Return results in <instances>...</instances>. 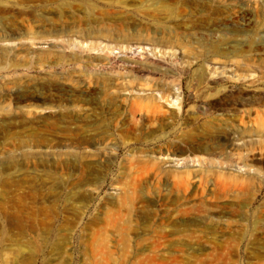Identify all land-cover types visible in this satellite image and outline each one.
<instances>
[{"label": "rangeland", "instance_id": "374dc122", "mask_svg": "<svg viewBox=\"0 0 264 264\" xmlns=\"http://www.w3.org/2000/svg\"><path fill=\"white\" fill-rule=\"evenodd\" d=\"M157 1L163 2L0 0V264H258L254 251L246 253L245 248L248 242L249 247L255 244L253 224L248 241L241 230L238 175L245 169L238 154L249 152L257 169L249 178L254 188H261L260 205L264 0H165L171 8L167 14L154 13ZM75 54L103 73L99 87H89L92 71L73 60ZM145 66L156 71L134 70ZM120 67L133 72L119 75ZM34 83L43 92L57 93L54 98L60 101L70 91L120 92L123 109L134 96L151 95L152 87L157 97L159 88L169 87L172 103L161 102L166 110L179 111L180 118L171 124L167 143L202 138L207 151L197 156L206 171L188 163L195 178L187 199L178 201L166 190L146 191L140 194L141 203L123 211L131 213L130 230L116 224L107 233L104 226L116 219L111 195L132 177L133 166L149 158L145 154L164 143L109 145L111 165L102 192L90 188L87 203L80 205L79 198L70 202L67 193L78 187L69 183L80 182L84 163L95 160V147L45 142L39 139L40 130L39 142H34V103L40 102ZM183 98L185 109L179 107ZM161 160L166 170L185 169L183 161ZM204 177L210 181L202 185ZM227 179L236 185L215 201V185ZM164 186L172 188L173 181L165 180ZM187 207L195 214L178 227L169 217ZM261 218L264 230V213ZM172 226L179 233L170 236ZM260 255L264 264V251Z\"/></svg>", "mask_w": 264, "mask_h": 264}, {"label": "bare ground", "instance_id": "6f19581e", "mask_svg": "<svg viewBox=\"0 0 264 264\" xmlns=\"http://www.w3.org/2000/svg\"><path fill=\"white\" fill-rule=\"evenodd\" d=\"M154 13L167 14L169 13V5L163 0L157 1L153 7ZM173 11V10H172ZM171 13V12H170ZM90 37H83L86 41ZM82 41V42H84ZM93 50H97V47L91 46ZM73 60L84 63L83 59L79 54H75L72 57ZM94 62V61H93ZM96 62V61H95ZM101 61L96 64L99 66ZM92 63L89 60H85L81 67L86 72L92 71L87 77L89 87H99L101 77L103 73L97 70H93ZM95 66V67H96ZM117 73L123 75L124 71L127 73L133 72L128 71L126 67ZM136 71H156L155 68L150 66L140 67L134 69ZM135 78V77H134ZM49 79L46 83H49ZM53 81V80H52ZM152 87L150 91L151 95L147 96H134L132 102L123 109L119 102V93L108 95L107 92H88L84 90L82 92H65L63 100H57L54 98V92H43L37 84L34 83V95L40 100L39 103H34V142H39L36 138L37 131L43 132V135L39 136L40 140L45 142H65L70 145L78 143L84 146V150H87L90 144L94 145V161L93 164L84 163V175L80 182L77 184L69 183L72 189H77L67 193L68 201L74 202L79 198L80 205L87 203L90 196V188L97 193L102 192L106 184V173L108 172L111 165V158L108 157L107 147L115 144H144L152 141H159L167 144H163V147L159 149H152L147 153H144L146 158L141 165H135L132 162L134 174L129 179H126L119 187V192L116 196L111 195L110 204L116 219L109 221L107 226H104L105 231L108 233L107 227L110 225L121 224L128 231L130 225L133 223L130 218L131 213L125 214L123 211L130 204L141 203L140 194L148 191L149 194H155L158 191H167V195H174L177 200L187 199L190 196V188L193 183L195 175L192 169H188V163L194 165L198 163L200 165V171L203 172L205 168L203 161L197 156V154H203L207 151V148L201 142L202 138L187 136L184 139L175 140L173 143H167L171 132V124L180 118V112L177 110H166L164 104L161 102L171 104V89L169 87L159 88L157 91L161 97H157L153 94L155 88ZM114 95L116 97H114ZM126 98L122 99L123 101ZM128 99V98H127ZM66 101V102H64ZM220 101H225V97L221 98ZM125 102V101H124ZM187 100L185 98L180 100L179 107L185 109ZM223 107H218V110H223ZM46 112V114H43ZM200 119L199 117L196 118ZM213 120L218 121L217 118ZM227 120V119H226ZM213 123V122H212ZM225 123V121H224ZM5 124V123H4ZM1 124V125H4ZM225 139V138H224ZM104 145V147H103ZM68 156L72 155L67 153ZM134 154V153H133ZM85 157H92L91 154L86 153ZM132 157H135L134 155ZM167 157L168 159H177L178 162H184V170H179L177 167L171 169H164L160 162ZM249 152H242L238 154L239 165L244 168L239 176V188L241 189V202L242 211L241 216V230L243 231V240L248 241L250 236V229L253 224L254 240L255 244L249 247V242L246 244V253L254 251V257L260 260L263 255L260 252L264 251V241H261V235L264 234V230L261 225V216L264 213V202L259 205V196L261 188H254V185L250 181V172L254 169L252 158H250ZM142 157L138 156V161L142 162ZM70 166L68 167L69 174H71L73 164L69 161ZM141 166V167H140ZM206 171V169H204ZM103 172L105 176L103 175ZM152 179H155L153 181ZM171 179L173 181V187L168 189L164 186V181ZM210 180L207 177L201 178L200 182L207 184ZM163 183V184H162ZM232 185H236L235 180L229 181V179L223 181L221 184L215 185V191L213 198L215 201L225 196ZM83 190V191H82ZM136 196V197H134ZM129 204V205H128ZM86 206V205H85ZM257 206V207H256ZM253 207V208H251ZM253 209V210H252ZM195 212L192 207H187L180 211V214L171 216L169 219H175V224L182 225L186 216H194ZM168 220H165V223ZM166 225V224H165ZM173 229L168 232V235H176L179 233L176 226H172ZM97 235H103L100 232H96ZM264 239V236H263Z\"/></svg>", "mask_w": 264, "mask_h": 264}]
</instances>
